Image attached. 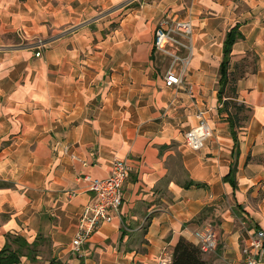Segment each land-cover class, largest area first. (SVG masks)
I'll list each match as a JSON object with an SVG mask.
<instances>
[{
	"label": "crops",
	"instance_id": "0c3cea01",
	"mask_svg": "<svg viewBox=\"0 0 264 264\" xmlns=\"http://www.w3.org/2000/svg\"><path fill=\"white\" fill-rule=\"evenodd\" d=\"M164 15L192 24L179 87L164 86L167 62L153 50ZM234 25L237 154L218 101ZM31 35L45 40L39 56ZM198 112L212 136L194 151L183 141ZM114 158L130 163L122 204L72 253L93 197L83 176L106 177ZM0 183V249L8 236H39L63 264H161L162 250L172 255L180 237L196 244L209 226L207 264H243V246L264 231V0H0Z\"/></svg>",
	"mask_w": 264,
	"mask_h": 264
},
{
	"label": "built area",
	"instance_id": "2783aa9c",
	"mask_svg": "<svg viewBox=\"0 0 264 264\" xmlns=\"http://www.w3.org/2000/svg\"><path fill=\"white\" fill-rule=\"evenodd\" d=\"M192 24L189 20L174 16H163L153 32V50L167 62L164 86L179 87L183 85L191 60L190 38ZM45 42L37 41L36 56ZM198 123L184 134L183 144L190 150H200L205 140L212 136V130L201 112L196 114ZM130 171L126 158H114L109 174L104 178H94L85 174L83 180L92 194V200L85 204L77 223V231L72 239L70 251L79 254L81 247L96 231L99 224L109 221L111 212L117 211L122 204V186ZM196 245L201 253L209 254L216 248V237L213 230L206 226L194 232ZM243 264H264V231L255 229L248 242L242 248ZM171 256L162 250L158 259L161 264H170Z\"/></svg>",
	"mask_w": 264,
	"mask_h": 264
},
{
	"label": "trees",
	"instance_id": "16d2710c",
	"mask_svg": "<svg viewBox=\"0 0 264 264\" xmlns=\"http://www.w3.org/2000/svg\"><path fill=\"white\" fill-rule=\"evenodd\" d=\"M241 37L242 34L238 29V25H234L226 32L223 41V56L219 66L218 79V101L222 103L221 110L227 112V120L234 143L233 151L236 154L238 153L237 130L241 126L240 121L243 120L240 113L245 110V107L241 104H237L235 99L236 88L234 86V78L230 77L228 68L232 46L234 42ZM225 179L229 180L232 186H235L236 181L233 169L229 171ZM3 185L6 184L0 183V187ZM194 185L199 186L201 184L194 183ZM39 238L40 237L38 236L36 240L27 242L20 236H8L7 241L0 249V264H18L21 261L22 256L33 259L36 255ZM202 255L203 254L196 244L180 237L172 249L170 264H207ZM48 264H60V261L52 258L49 260Z\"/></svg>",
	"mask_w": 264,
	"mask_h": 264
},
{
	"label": "rangeland",
	"instance_id": "374dc122",
	"mask_svg": "<svg viewBox=\"0 0 264 264\" xmlns=\"http://www.w3.org/2000/svg\"><path fill=\"white\" fill-rule=\"evenodd\" d=\"M17 33L19 34L20 31H17ZM16 33V31L13 33L12 31L9 32V34H14L15 36H17L18 34ZM24 34V33H23ZM44 38L38 37L37 35H31L30 39L28 40L29 42V47L31 49V51H37V41L38 40H42L43 42H45V40H43ZM43 48H41L40 51H42ZM240 115H244V113H240ZM38 249L41 251L40 252V258H35L33 260H29L27 258L28 261H30V264H48V260L50 259V252L48 251V249L46 247L41 248V246H38ZM24 260V259H21ZM22 262V261H21ZM24 262L26 263V259L24 260ZM20 263V262H19ZM29 264V263H28ZM60 264H63L62 262H60Z\"/></svg>",
	"mask_w": 264,
	"mask_h": 264
}]
</instances>
